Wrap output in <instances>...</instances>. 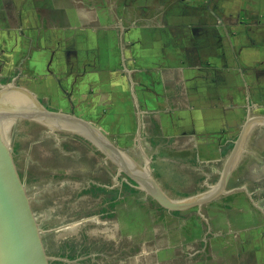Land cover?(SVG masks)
<instances>
[{
  "label": "crops",
  "instance_id": "crops-1",
  "mask_svg": "<svg viewBox=\"0 0 264 264\" xmlns=\"http://www.w3.org/2000/svg\"><path fill=\"white\" fill-rule=\"evenodd\" d=\"M105 1L43 4L62 14L47 28L33 21L31 5L3 2L1 13L13 10L19 22L0 27V85L16 83L49 109L90 121L150 164L173 199L216 186L247 120L264 117V0ZM49 30L60 33L63 52L53 50ZM68 149L59 162L41 149L47 163L18 168L42 248L56 264H71V241L82 235H116L118 226H105L119 224L125 200L140 195L114 163L115 184L96 185ZM95 187L114 198L93 213ZM226 189L190 209L213 211L203 220L208 233L255 236L264 246V122L251 128ZM141 192L170 217L190 210L161 209Z\"/></svg>",
  "mask_w": 264,
  "mask_h": 264
},
{
  "label": "rangeland",
  "instance_id": "rangeland-1",
  "mask_svg": "<svg viewBox=\"0 0 264 264\" xmlns=\"http://www.w3.org/2000/svg\"><path fill=\"white\" fill-rule=\"evenodd\" d=\"M3 2L9 3L8 0H0V5ZM16 2L19 5H31L35 9H32L34 13L31 12L34 16L33 21L37 20L39 25L44 28H47V25L58 26L56 23L61 20L62 14L43 8V4L62 5L59 0H16ZM105 2L107 7H112L115 0H106ZM38 3L41 8L37 7ZM89 3L94 4L93 1H89ZM1 9L0 7V13ZM36 10L41 13L36 15ZM13 14V10L3 11L0 15V27L6 26V24L15 25L16 22H19V18ZM48 38L53 50L63 52L62 49L65 47L62 42H59V32L49 30ZM61 45L62 47H60ZM1 90L2 87H0ZM79 141L82 142L79 143ZM12 145L14 146L12 159L17 169H22V167L33 169L35 165L32 167V163H47V160L45 163L42 162L44 154L39 152L41 149L51 153L55 152L52 157L59 162L63 159L60 152L71 148V154L76 153L77 161L73 159L74 162L81 165L83 163L80 168L86 169L87 178L91 176L89 178H92L96 185L115 184L117 170L113 166L114 164L108 159L105 160V156L96 147L80 136L72 133L52 132L34 121L23 118L15 126ZM37 155L39 160H37ZM49 157L51 156H47V158ZM72 158L74 157L71 156V160ZM105 166L108 168H106V172ZM19 171L20 177L23 178L22 172ZM120 177L121 175L118 176L119 181ZM123 177L126 179L125 184L137 190L140 195L137 198L125 200L123 213L118 211L120 225L106 224L105 228L115 229L118 226V229L114 230L116 235H109L108 238L100 235H82L81 240H72L71 264H264L263 241L254 239L255 236H252L253 240L241 238V241L231 238L232 235L227 232L223 237L222 235L214 236L213 232L208 233L203 220L212 217L211 209L208 210V214L207 211L205 214L202 212L199 214L197 209H190L178 213V216L170 217L167 213L158 211L157 205L155 204V206L151 199L143 200L142 190L136 189L131 180L126 176ZM117 188H121V184ZM96 189L98 188H93L95 196L91 198L93 213L97 212L100 207L108 206L105 204L104 197L114 198L113 192L107 193ZM96 201L100 203L95 205ZM217 212L219 213V211ZM95 226L97 225H93V228ZM45 258L48 264H56L51 262L50 255L46 254Z\"/></svg>",
  "mask_w": 264,
  "mask_h": 264
},
{
  "label": "water",
  "instance_id": "water-1",
  "mask_svg": "<svg viewBox=\"0 0 264 264\" xmlns=\"http://www.w3.org/2000/svg\"><path fill=\"white\" fill-rule=\"evenodd\" d=\"M0 87V264H48L37 224L30 216L25 183L12 159L13 134L20 119L34 121L52 132L82 137L117 165L120 173L169 211L202 206L226 193L229 178L251 128L257 122H264V117L247 120L216 186L191 197L173 199L153 176L150 164L141 166L90 121L49 109L31 91L16 83Z\"/></svg>",
  "mask_w": 264,
  "mask_h": 264
},
{
  "label": "trees",
  "instance_id": "trees-1",
  "mask_svg": "<svg viewBox=\"0 0 264 264\" xmlns=\"http://www.w3.org/2000/svg\"><path fill=\"white\" fill-rule=\"evenodd\" d=\"M124 192H125L126 194H133L130 190H128V189H126V188L124 189ZM160 208H161V209H165V208H163V207H161V206H160Z\"/></svg>",
  "mask_w": 264,
  "mask_h": 264
}]
</instances>
